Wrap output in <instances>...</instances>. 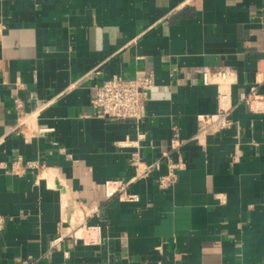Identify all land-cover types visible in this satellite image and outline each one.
Wrapping results in <instances>:
<instances>
[{"label":"crops","instance_id":"0c3cea01","mask_svg":"<svg viewBox=\"0 0 264 264\" xmlns=\"http://www.w3.org/2000/svg\"><path fill=\"white\" fill-rule=\"evenodd\" d=\"M205 70L234 73V108L199 142L198 116L218 110ZM149 75L139 125L96 116L104 81ZM253 87L264 97V0H0V264H264V113L240 101ZM174 143L186 167L163 189ZM135 153L160 164L131 184L140 201L90 214L88 186L130 181ZM76 214L101 241L46 255Z\"/></svg>","mask_w":264,"mask_h":264},{"label":"built area","instance_id":"2783aa9c","mask_svg":"<svg viewBox=\"0 0 264 264\" xmlns=\"http://www.w3.org/2000/svg\"><path fill=\"white\" fill-rule=\"evenodd\" d=\"M202 80L205 85H215L217 87L218 110L213 114H201L198 116L199 127L195 137L197 141H201L206 136L218 133L229 128L232 124L231 114L234 106L231 102V87L236 83L234 73L229 70H221L211 72L205 70L202 75ZM155 88V80L153 75L136 76L134 78H125L115 76L104 81L97 88L95 98L92 100V105L95 109L96 116L100 118L121 120L139 125L146 117L147 103L150 99V94ZM240 101L246 104L254 113H264V97L258 95L257 87L251 88L247 93L240 95ZM18 114L21 116L24 113L23 105L16 100ZM180 143H174L172 152H179ZM172 152H166L164 158L167 162V173L159 178V185L165 189L176 184L179 180L180 172L185 169L186 164L183 157L178 153V159H174ZM131 165L135 167L137 174L130 181L126 182L119 179L105 180L98 184L93 182L88 186L87 192L91 195L90 199V214L99 212V205L102 202H107L113 199H118L121 202L137 203L140 201V196L137 193L129 191L131 184L137 181L142 175H147L153 170L160 169V164L145 165L141 168V161L138 153L133 155ZM37 161L22 162L21 159L13 164L14 171L22 169H38L42 168ZM83 196H76V203L79 207L87 205V201H83ZM91 198H94L91 200ZM86 208H81V210ZM68 207L63 209L66 213ZM84 210V211H85ZM65 217L66 215L63 214ZM77 215V214H76ZM78 216H74L73 222H66L65 218L61 219L60 232L56 238L50 242V248L46 255H50L54 250L58 249L60 243L67 236H73L75 239L83 240L86 244H96L101 241L100 227L90 226L86 221L81 222ZM72 221V220H71ZM6 219L0 215V231L5 227ZM70 224L72 230L67 234L64 232V225ZM89 232L87 236L84 231ZM23 264H35L34 261L27 260Z\"/></svg>","mask_w":264,"mask_h":264},{"label":"bare ground","instance_id":"6f19581e","mask_svg":"<svg viewBox=\"0 0 264 264\" xmlns=\"http://www.w3.org/2000/svg\"><path fill=\"white\" fill-rule=\"evenodd\" d=\"M79 221H80V219H79Z\"/></svg>","mask_w":264,"mask_h":264}]
</instances>
